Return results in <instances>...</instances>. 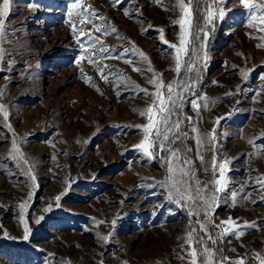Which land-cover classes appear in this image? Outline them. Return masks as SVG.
<instances>
[{
  "label": "rangeland",
  "instance_id": "374dc122",
  "mask_svg": "<svg viewBox=\"0 0 264 264\" xmlns=\"http://www.w3.org/2000/svg\"><path fill=\"white\" fill-rule=\"evenodd\" d=\"M75 2L11 0L6 38L0 42L8 53L0 64V104L8 113L5 120L0 112V264H190L189 243L198 252L205 246L213 249L214 264H260L264 188L257 180L264 178V138H258L264 131V25L253 21L249 26L256 9L245 8L241 0H207L215 14L207 23L205 0H192L189 44L178 75L176 51L169 46H179L180 27L174 21L181 13L171 10L175 0H83L73 10ZM221 9L226 13L222 20ZM81 13L91 21L82 25ZM82 29L90 37L81 35ZM192 61L195 69L187 72ZM149 66L156 75L147 71ZM188 76L197 83L183 92V106L169 125L179 120V131L173 129L164 143L190 161L186 167L192 176L186 179L193 192L197 181L208 185L205 195L215 190L209 183L213 156L218 164L231 160L225 172L228 188L218 193L219 207L209 210L212 222L199 202L178 206L160 186L168 175L161 157L170 154L159 151L158 141L150 149L153 157L136 147L145 136L137 126L148 124L141 112L155 99L141 89L155 93L149 81L162 79L180 91L174 82L190 83ZM162 91L166 97L167 89ZM212 135L215 140L209 143ZM174 136L179 139L171 143ZM13 140L27 164L17 158ZM232 191L239 193L235 206L227 199ZM189 208L199 216H190ZM229 217L240 227L221 236L226 227L221 221ZM25 226L28 240L23 239ZM239 231L244 235L237 237ZM201 238L204 244H197ZM197 260L203 264L204 257Z\"/></svg>",
  "mask_w": 264,
  "mask_h": 264
},
{
  "label": "snow or ice",
  "instance_id": "6c2138e0",
  "mask_svg": "<svg viewBox=\"0 0 264 264\" xmlns=\"http://www.w3.org/2000/svg\"><path fill=\"white\" fill-rule=\"evenodd\" d=\"M116 0H113V3H115ZM156 3H160L161 0H154ZM171 2V0H170ZM192 3V0H188V3H185V0H175V3L172 5L171 10L175 11L177 8L179 9L181 15L177 21H174V23L179 24L180 27V35H179V46L177 44H170L169 46L176 51V66L175 71L179 75L181 71V54H186V46L189 44V35H190V26H191V17H192V10L190 8V5ZM206 3V16L205 20L207 23H211L212 20L215 18V14L212 11V8L210 5H207V0H205ZM241 3L243 6L249 10L256 9V11H252L249 19V26H251L253 21H257L259 24L264 25V4H256L255 0H241ZM10 4L11 0H2V3H0V42H2L6 38V18L9 15L10 12ZM83 5V0H76L75 3L72 4V9H78L81 8ZM167 10V9H166ZM225 12L223 9L219 10V18L222 20L225 16ZM71 15V13H70ZM129 13L125 9V16H128ZM91 17H85L83 13H81V20L80 23L83 25L87 22L91 21ZM96 31H100L99 26L94 25ZM260 30L264 31V28H261ZM73 34L76 35V29L73 26ZM112 31H115L113 28ZM161 33V39L163 40V29L159 30ZM200 31H203L201 29ZM81 35L89 36L90 34L87 32H84L83 29L81 30ZM208 33L205 32L204 36L207 38ZM195 39H199V36L197 35ZM77 42L80 43V47L83 50L85 45L83 42L80 41L79 35H77ZM164 43L168 44L169 42L167 40H164ZM94 46V45H90ZM201 48L204 47L203 44L200 46ZM101 52L107 51V49L101 47ZM193 55L197 54V49L195 46L191 49ZM8 53L3 47H0V64H2L5 60V57ZM141 57L144 56L142 52L139 53ZM199 59V57H197ZM90 63L93 62L92 60L89 61ZM129 62V61H126ZM77 63H79V60H77ZM195 61H192L188 63L187 65V72H192L195 69ZM134 71H140V69H134ZM147 71L153 72L154 70L149 66ZM197 78L199 77V70L197 69ZM104 79H107V77H103ZM247 79V75L244 77ZM261 80H264V75L260 77ZM188 82L183 81H176L174 82L177 89H180V91H175L173 88V83H168L165 85L163 83L162 79L158 80H150L149 83L153 84L154 87L157 89L155 93H148L147 89H141V91L148 94L150 97H154V103L153 105H150L145 111L141 112V115L147 114L148 124L143 126H137V127H143L145 136L144 140L139 144L136 145L137 148L142 149L145 154H147L149 157H153V152L150 151L151 148L156 146L157 141L159 142L158 147L160 152L167 151L170 155L168 157H161V159H166V163L168 165L167 172L168 175L166 179L162 182H160L161 187H165L168 191V197L170 200L175 202L178 206L181 207H187L188 203L191 202L192 204H198L199 207L204 213V217L206 220H209V222H212L209 219V210L215 207H219L220 203V197L218 196V193H223L227 190L228 185L230 181L226 178L225 172L229 168V165L231 163V160L225 159L223 162L217 163L216 157L213 156L212 159V171H213V179L209 181V183L213 184L215 186V190L211 194L206 193V189L208 185H203L201 187V182L197 181V186L195 189V192H193L192 185L190 184L189 180L186 179L188 177L192 176L191 171L186 167L188 164H190V161L188 159H181L180 156V150L178 148H167L165 149V141H169V134L173 132V129H176V131H179L180 128V122L179 120L175 122H171L170 125V117L173 113L177 111V109L182 108L183 106V92L184 91H191L197 81L192 80L191 76L187 77ZM126 87L128 85H125ZM138 87V86H137ZM167 89V96L163 94V89ZM240 90V86L237 85V91ZM233 93H228V95H232ZM3 93L0 92V96H2ZM192 95H196L195 92H192ZM206 99V98H204ZM192 106L194 109L198 107L196 104V101L193 100ZM155 108V112L153 109ZM0 112L3 113L4 119H8V113L5 111L4 106L0 104ZM159 116V119L157 117ZM190 119V118H189ZM159 125H163V131H161V128ZM10 127V125H8ZM155 132V137L151 138L150 134L152 132ZM195 131V129H193ZM258 138H264V131L260 133V136ZM179 139V136H174L171 143H175V140ZM215 140L214 135L210 136L209 143H212ZM202 141L197 138V144L202 145ZM250 144H253V141H249ZM255 146V145H253ZM264 147V146H261ZM13 149L15 150L17 154L18 159H23L24 163L27 164L28 161L24 159L23 154L20 153L19 149L16 147V141L13 140ZM190 151V149H189ZM9 155H12V152L9 153ZM201 161H203V157L200 156ZM173 161H175V165L173 164ZM31 167V166H30ZM30 170V169H29ZM207 171V169H205ZM219 173L218 178L216 177V173ZM32 179L34 180L35 177L33 176ZM257 183L261 185L262 188H264V178H259L257 180ZM243 191V186L241 187V192ZM239 193L237 191H232L230 196L227 199H231L233 202V206L236 205L237 197ZM250 195V194H248ZM60 196L56 197V200L59 201ZM227 199L225 202H227ZM262 199H264V196H262ZM26 205L22 204L21 208L23 209ZM49 209H45V211H48ZM189 215H197L199 216V212H195L192 208H189ZM43 217H40L38 220H36V223H40V220H42ZM197 223L200 224L201 231H204L207 233V229L205 225L200 221L197 220ZM113 224H115V221H113ZM221 225H225L226 227L223 228V231L221 233V236L227 235L229 232L234 231L235 229L239 228L240 226L235 224V222L232 220L231 217H229L227 220H222ZM215 227H220V225H214ZM246 227H256L255 222L252 224H248L245 222ZM192 232H195V229L192 230ZM192 232L188 233V241L191 242L192 240ZM237 237L244 235L243 231H239L236 233ZM5 236H7V233L5 232ZM29 238V229L27 226H25L24 229V240H28ZM101 239L107 241L109 237H100ZM208 240H211L213 244L216 243V240L213 239L211 234H208ZM197 244H204L203 238L196 241ZM189 256H190V264H198V256L202 255L204 257L203 264H214V257H215V251L211 248H208L207 246L200 249L198 252L196 247H193L191 243H189ZM259 256V254H257ZM182 258V257H181ZM223 260H227V257H223ZM232 264H244L243 260H238L232 262ZM260 264H264V258H260Z\"/></svg>",
  "mask_w": 264,
  "mask_h": 264
}]
</instances>
